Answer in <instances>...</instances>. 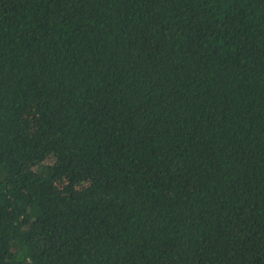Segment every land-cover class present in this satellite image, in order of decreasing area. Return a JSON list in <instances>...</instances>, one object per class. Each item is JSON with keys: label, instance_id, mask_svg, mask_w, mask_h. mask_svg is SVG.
Instances as JSON below:
<instances>
[{"label": "trees", "instance_id": "obj_1", "mask_svg": "<svg viewBox=\"0 0 264 264\" xmlns=\"http://www.w3.org/2000/svg\"><path fill=\"white\" fill-rule=\"evenodd\" d=\"M0 264H264V0H0Z\"/></svg>", "mask_w": 264, "mask_h": 264}, {"label": "rangeland", "instance_id": "obj_2", "mask_svg": "<svg viewBox=\"0 0 264 264\" xmlns=\"http://www.w3.org/2000/svg\"><path fill=\"white\" fill-rule=\"evenodd\" d=\"M36 126H37V125L34 123L33 126H32L33 129H35ZM63 179H64V177H62V176L59 177V178H57V180L55 181V182H56L55 184H57L58 186H60V185H61V182L63 181Z\"/></svg>", "mask_w": 264, "mask_h": 264}]
</instances>
